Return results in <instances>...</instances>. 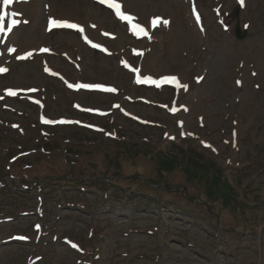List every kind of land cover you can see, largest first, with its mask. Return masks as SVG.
<instances>
[{
    "label": "rangeland",
    "instance_id": "obj_1",
    "mask_svg": "<svg viewBox=\"0 0 264 264\" xmlns=\"http://www.w3.org/2000/svg\"><path fill=\"white\" fill-rule=\"evenodd\" d=\"M116 2L151 39L98 0L9 9L28 23L0 34V264H264V0Z\"/></svg>",
    "mask_w": 264,
    "mask_h": 264
},
{
    "label": "snow or ice",
    "instance_id": "obj_2",
    "mask_svg": "<svg viewBox=\"0 0 264 264\" xmlns=\"http://www.w3.org/2000/svg\"><path fill=\"white\" fill-rule=\"evenodd\" d=\"M16 2V0H0V34L6 35L8 33H11L13 29L18 26L19 23H28V21H20L18 17L22 15L21 13H18L16 11H9L10 7ZM101 3L105 4L108 8L114 10L115 15L118 19L121 21L127 22L128 25H130V31L132 32L133 35L137 37H148L151 39V36L149 34V31L142 26L139 23H135V17L127 14L125 11L122 10V4L116 2V0H100ZM241 5H243L244 0H239ZM193 13L196 16L197 22L200 20V15L196 11L195 5H193ZM8 18V24L7 28H5V20ZM169 21L167 19H163L161 17H155L151 21V25L153 28L163 25L167 27L169 25ZM53 28H65V29H73L76 30L77 32L83 33L84 28L80 26L79 24L69 22L67 20H58V19H53L49 18V30H52ZM105 35H108V33H105ZM85 40L87 41V37H84ZM91 43V41H88ZM93 47L100 48L101 46L98 44H92ZM103 51H106V49H101ZM16 48L15 47H10L8 48V52L10 53H16ZM41 52H49L50 50L47 48L40 49ZM137 55H142L143 53L137 52ZM33 53L31 51L25 52L22 55H17L16 59L19 60H26L31 58ZM124 67L129 68L132 72L136 73V78L135 82L137 84H148V85H153L157 88H160L162 85L168 84V85H173L176 89H183L185 91L188 90V84L186 83H181L180 80L176 76H164L160 79H154L152 76H142L140 74V70L138 68H131L130 65L125 61ZM8 71L7 68L5 67H0V73H6ZM45 71L49 72L52 75H56V73L51 72V70L47 67H45ZM202 79L200 77L197 78V81ZM240 81H237V84H239ZM68 87L70 88H75L77 90L79 89H88V90H99V91H104V92H116L117 90L112 87H105L104 85H99V84H69ZM8 95L15 96L17 93L13 91L12 89H7L6 90ZM119 107V106H117ZM187 109H185L186 111ZM175 111V109H174ZM43 119V118H42ZM44 123L47 124H55V123H72V121H66V120H61V121H54V120H48V119H43ZM188 135H192V133H188ZM173 138L174 137H170ZM202 143H204L202 141ZM206 147L211 148L212 146L209 144L205 143ZM215 151V149H213ZM37 228H39V225H37ZM20 239H24V237H20ZM73 247H76V245H73Z\"/></svg>",
    "mask_w": 264,
    "mask_h": 264
},
{
    "label": "trees",
    "instance_id": "obj_3",
    "mask_svg": "<svg viewBox=\"0 0 264 264\" xmlns=\"http://www.w3.org/2000/svg\"><path fill=\"white\" fill-rule=\"evenodd\" d=\"M161 162V161H160ZM112 180L113 179H119L118 177H113V178H111ZM106 180V182H103V183H101V182H97V181H95V180H91L90 182H89V184L91 183V184H94V183H98V184H100L105 190H108L109 189V184H110V182H108V178H106L105 179ZM86 182H84V183H74V188H76V187H79V185H77V184H85ZM78 190V189H77ZM115 192L112 194L113 196H112V199H114L115 201L116 200H118L119 201V206H123V204L125 203V202H127V203H129V202H132V201H135L134 200V196L131 194V192H130V194H128L125 190H119L118 188H115ZM78 191H80V190H78ZM116 192H118V194L119 195H116ZM119 196V197H118ZM143 199V198H142ZM121 200V201H120ZM125 200H127V201H125ZM125 201V202H124ZM140 202H142V200H140Z\"/></svg>",
    "mask_w": 264,
    "mask_h": 264
},
{
    "label": "water",
    "instance_id": "obj_4",
    "mask_svg": "<svg viewBox=\"0 0 264 264\" xmlns=\"http://www.w3.org/2000/svg\"><path fill=\"white\" fill-rule=\"evenodd\" d=\"M237 15H238V10L236 9L233 18L237 19ZM235 34H236V36L238 37L239 40H244L246 38V33H241L239 28H237V31H236Z\"/></svg>",
    "mask_w": 264,
    "mask_h": 264
},
{
    "label": "bare ground",
    "instance_id": "obj_5",
    "mask_svg": "<svg viewBox=\"0 0 264 264\" xmlns=\"http://www.w3.org/2000/svg\"><path fill=\"white\" fill-rule=\"evenodd\" d=\"M35 13H39L38 10H36ZM123 25H124V24H123ZM175 25H176V23H175V24L172 23V26H175Z\"/></svg>",
    "mask_w": 264,
    "mask_h": 264
}]
</instances>
